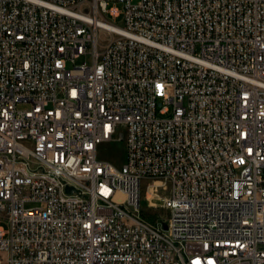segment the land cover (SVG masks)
<instances>
[{
	"label": "built area",
	"instance_id": "obj_1",
	"mask_svg": "<svg viewBox=\"0 0 264 264\" xmlns=\"http://www.w3.org/2000/svg\"><path fill=\"white\" fill-rule=\"evenodd\" d=\"M3 254L264 264V0H0Z\"/></svg>",
	"mask_w": 264,
	"mask_h": 264
},
{
	"label": "rangeland",
	"instance_id": "obj_2",
	"mask_svg": "<svg viewBox=\"0 0 264 264\" xmlns=\"http://www.w3.org/2000/svg\"><path fill=\"white\" fill-rule=\"evenodd\" d=\"M119 7L121 8L122 5H119ZM115 23L121 25L120 20L116 21ZM78 62H80V60ZM99 158L112 161L117 166H122L126 162V159H127V152H126L124 143L116 142V143L101 144L99 146ZM150 181H143L142 183L141 194L143 198H142V209L141 210H142V215L146 220L151 221V222H156L157 220L161 218L167 217L169 215V212L166 211L162 207V202L160 198L156 199V201L148 200V197H149L148 195L149 193H151L148 191L153 190V192H155L159 188V184L153 183V182H158V180H150ZM161 186L162 187H160L159 193L161 194V196H163L167 192V187H165L167 185H161ZM26 206L33 207L35 206V204L27 203ZM3 225L7 227L6 223H3ZM2 264H7L5 254H3Z\"/></svg>",
	"mask_w": 264,
	"mask_h": 264
},
{
	"label": "water",
	"instance_id": "obj_3",
	"mask_svg": "<svg viewBox=\"0 0 264 264\" xmlns=\"http://www.w3.org/2000/svg\"><path fill=\"white\" fill-rule=\"evenodd\" d=\"M67 190H68L69 192H71V191H73V188L69 187Z\"/></svg>",
	"mask_w": 264,
	"mask_h": 264
}]
</instances>
